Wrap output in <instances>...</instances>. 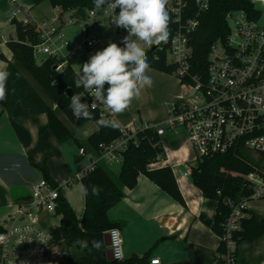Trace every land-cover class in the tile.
<instances>
[{
    "label": "built area",
    "instance_id": "obj_1",
    "mask_svg": "<svg viewBox=\"0 0 264 264\" xmlns=\"http://www.w3.org/2000/svg\"><path fill=\"white\" fill-rule=\"evenodd\" d=\"M205 3L206 10L203 8ZM30 9L16 10L12 18L35 24L40 43L33 47V56L35 59L40 55L56 58V71L73 69L71 59L78 62L101 44L93 36L98 19L94 11L85 10L82 23L87 25V33L78 43L66 39L60 16L37 22L31 17ZM167 10L171 18L169 42L158 47L145 46V49L153 53L155 59L164 54L166 63L173 69L172 75L181 87L189 89L185 97H179L187 99L189 104L173 107L172 118L166 122L167 131L162 125L154 127L160 138L166 132L173 136L182 133V146H187L189 153L181 157V146L172 154L171 160L165 153V159L160 162L171 167L174 173L184 167L185 177L190 176L191 168L196 167L197 162L216 156L236 155L256 164L255 169L245 176L228 173L243 179L246 194L238 198L224 197L221 201L229 213L218 237V248L222 252L217 264H238L237 237L242 229L241 222L248 217V204L264 197V24H260V18L249 19L242 11L229 12L226 15L228 34L211 44L204 71L200 72L192 61L193 46L190 43L200 26L201 17L209 10V0H200L199 3L197 0H168ZM99 13L115 27L110 22L113 14L110 7L105 6ZM115 31L121 41L127 35L124 29L115 27ZM77 89L78 93H84L83 88ZM84 95L82 102L91 104L92 98L87 93ZM93 113L98 117L109 114L102 105H98ZM121 132L122 138L99 146L100 156L93 160L85 173L99 163L109 166L113 161L123 159L122 153L134 139L136 130ZM84 153L82 148L79 149L80 156ZM82 177L77 174L74 180ZM217 194L220 196L219 192ZM59 196L60 189L52 187L44 178L32 186L28 201L18 203L10 218L0 224V264H60L63 261L62 255H56L54 250L58 244L52 232L57 226L51 225V218L58 216ZM44 216L49 219L45 221ZM107 234L112 259L122 261L124 242L119 229L112 228ZM149 264L161 263L155 257L149 260Z\"/></svg>",
    "mask_w": 264,
    "mask_h": 264
},
{
    "label": "trees",
    "instance_id": "obj_2",
    "mask_svg": "<svg viewBox=\"0 0 264 264\" xmlns=\"http://www.w3.org/2000/svg\"><path fill=\"white\" fill-rule=\"evenodd\" d=\"M45 1H48L53 8H59L62 12L79 8L93 11L94 8L92 0H30V3L33 6H38ZM240 11L252 20H257L262 16L260 11L255 10L250 0H209V10L201 17L200 26L197 32L193 34L190 43L193 46L192 61L196 65V70L204 71L209 47L213 42L224 39L228 34L226 15L229 12ZM10 25L14 28L15 38L7 39L5 46L13 58L9 62L0 55V60L6 63L12 75L8 81V98L6 101L0 102V108L10 114L15 106L20 104L32 115H45L48 131L60 144L73 139V132L88 122L94 123L97 127L95 120L100 118L97 114L93 113L92 120L77 119L68 106L69 98L78 93L74 84L76 73L70 68L61 71L53 70V67L58 64L56 58L45 57L40 63H36L33 47L39 44L40 40L35 24L32 22L24 23L12 18ZM111 42L123 46L120 39H113ZM146 54L151 69L172 74L173 69L166 63L164 54H161L158 59H155L151 52H146ZM24 75L32 79L47 97L49 103L42 99ZM122 137L123 134L119 127L116 129L104 127L97 129L84 144L76 140L75 143L79 148L97 158L101 153L100 145H109ZM161 142L162 138L157 135L154 126L138 129L134 139L129 142L127 149L122 153L121 171L116 178L101 164L95 165L81 178V185L85 194V207L80 225L77 224L74 213L66 200L59 196L56 213L60 216V220L52 234L55 243L63 245L65 264H147V256H143L141 260L137 258H132L129 261L108 260V247L105 245L104 237L108 230L119 227V224L108 220V210L122 200L123 189L131 190L136 186L137 178L140 175L148 178L168 194L174 202L183 208L186 207L169 168L147 170V166L150 164L165 159V151ZM35 167L43 173L44 179L52 187H56L49 178L45 161ZM255 167L256 165L241 156L230 155L216 156L210 160L203 159L197 162L196 167L191 168L190 178H192L193 185L202 192L203 197L208 202L215 204L216 210L212 220H208L203 214L199 216L202 224L214 234H222V224L229 213V210L222 204V199L224 197L238 198L242 194H246L243 179L228 175L222 170L245 176L252 172ZM94 185L99 189V195L92 193V186ZM218 192L220 196H218ZM248 213V218L241 222L242 230L237 237L238 249L239 246L243 245L248 246L249 249H254L258 242L264 239V217H259L251 211ZM77 240H87L88 248L82 249ZM93 240L102 243L100 250L93 248ZM219 252H222L221 248ZM248 252L242 251L240 264L252 263L249 260L251 258ZM261 258L258 256L255 260Z\"/></svg>",
    "mask_w": 264,
    "mask_h": 264
},
{
    "label": "crops",
    "instance_id": "obj_3",
    "mask_svg": "<svg viewBox=\"0 0 264 264\" xmlns=\"http://www.w3.org/2000/svg\"><path fill=\"white\" fill-rule=\"evenodd\" d=\"M250 1L255 10L264 15V0ZM6 3L5 8L0 9V38L3 37L0 55L11 62L13 57L5 42L9 38H15L14 28L10 25L12 14L16 10L22 11L25 7L32 8V4L30 0H22L18 4L6 0ZM83 30L85 31L84 26ZM115 33L117 34L116 31ZM98 46L84 57H90ZM105 46L103 45V48ZM82 59L75 64L81 63ZM2 65L6 63L0 60V66ZM147 74L151 76L153 85L142 90L141 95L132 101L125 112L114 117L120 130L132 132L161 125L167 115H172V109L176 105L174 100H179L181 96L175 94L178 83L171 77L172 74L151 68ZM25 78L27 79L26 76ZM96 128L94 123L88 122L73 132V139L60 144L48 131L45 115H32L20 104H17L10 114L0 108V224L10 218L18 203L28 201L32 186L44 178L43 173L35 166L45 161L50 180L60 189V196L71 207L76 222L80 225L85 207V194L81 179H74L77 174L84 176V171L90 168L95 157L87 152L80 156L81 148L75 142L84 144ZM165 140L162 138L161 145L165 153L171 149L168 153L171 160L172 154L183 145L184 139L170 134ZM187 148L182 146L181 157L189 153ZM122 161L123 159L113 161L109 166L99 164L116 178L121 171ZM162 168L171 170L186 207L183 208L174 202L145 176H138L136 186L131 190L123 189L122 200L107 212L108 220L119 224L117 228L124 242L123 260H141L143 256H147V264L155 257L161 264H217L221 253L218 248L220 235L207 229L199 219L203 214L208 220H212L216 210L215 204L203 197L202 192L193 185L191 176H184V167L174 173L171 167L163 165L160 161L147 166L148 171ZM240 257L238 254L237 262H240Z\"/></svg>",
    "mask_w": 264,
    "mask_h": 264
},
{
    "label": "clouds",
    "instance_id": "obj_4",
    "mask_svg": "<svg viewBox=\"0 0 264 264\" xmlns=\"http://www.w3.org/2000/svg\"><path fill=\"white\" fill-rule=\"evenodd\" d=\"M93 11L105 6L112 9L110 22L126 30L122 45L109 42L102 50L96 51L83 63L76 73L74 84L83 88L92 98V103L82 102L84 93H75L69 99V108L77 119H93L98 105L108 110L95 120L97 129L119 127L115 116L125 112L142 90L150 88L153 80L148 75L150 64L145 46L151 48L167 44L170 39V15L168 0H92ZM200 0H197L199 3ZM207 9V4L203 5ZM119 9L118 13L116 10ZM12 73L6 65L0 66V102L8 98V81ZM107 85V87H105ZM87 192V189H85ZM92 193L99 195V189L92 186ZM82 249L88 248L87 240H77ZM92 246L100 250L102 243L93 240Z\"/></svg>",
    "mask_w": 264,
    "mask_h": 264
},
{
    "label": "rangeland",
    "instance_id": "obj_5",
    "mask_svg": "<svg viewBox=\"0 0 264 264\" xmlns=\"http://www.w3.org/2000/svg\"><path fill=\"white\" fill-rule=\"evenodd\" d=\"M24 1H27V0H24ZM10 2L12 4L13 3H17L18 4V2L21 3L22 0H14V1L10 0ZM6 4H7L6 0H0V9H4ZM29 13H30L31 17L33 18V20H35L37 22L42 21L41 19H43V17H44L43 20H45V19H48L49 17H53V16H57V15L60 16L62 18V22L64 23L63 24L64 26L62 27L63 28V34L66 37V39H68V40H72V41L80 43L82 41L84 35H85V31L83 30L82 21L79 18H75L73 16L74 13H75L74 10L68 11V12H66V11L62 12L60 9L56 10V8H53L49 4L48 1H45V2L41 3L38 6H33L32 5V8L30 9ZM95 14H96V16H98V19L96 20L97 27L94 28L93 36L98 40V42H101V45L98 46L94 50L98 51V50H102L103 49V45H107L113 39H118L119 36H118V34L115 33V27H113L110 24H108L106 19L104 17L100 16L99 11H95ZM18 16L21 19V15L18 14ZM262 16L263 17H260V19H259L260 24H264V15H262ZM69 22H70V24H68ZM2 39H3V37H2ZM45 57L46 56H44V55H40L38 57V59H36V63H40V61L45 59ZM88 59H89V57H84L82 59L81 63H77V64H75L73 59L70 60L71 64H72V67H73V70L75 71V73L80 71L81 66ZM26 77L28 79V82L36 90V92L42 97V99L45 102L49 103V100L47 99V97L39 90V88L32 81V79L29 76H27V75H26ZM171 77L173 79H175V81L178 83V88L175 89V94H178V96L181 95V96L185 97L188 94L189 89H187L185 87H181L180 82L178 81V79L175 76L171 75ZM174 102H176L175 104H185V105L189 104L187 99H179L177 101L174 100ZM54 108H55V106H54ZM171 118H172V115L169 114V115L166 116L165 121H163L161 123V125L163 126L165 131H167L166 122L168 120H170ZM62 119H63V117H62ZM150 126H152V125H150ZM168 135H170V132H166V135L163 137V141H166L165 139H167ZM175 137H177L178 139L179 138L180 139H184V135L182 133L180 134V132H179V135L175 134ZM170 150L171 149H168L167 153H169ZM253 165H256V164L254 163ZM207 211L209 212V210H207ZM248 211H251V212L255 213V215H257L259 217H264V197L262 199H257L253 203L251 202L249 204V210ZM43 219L45 221H47L49 218L47 216H44ZM58 224H59V216H53L51 218V225L57 226ZM237 248H238V246H237ZM54 250H55L56 255H62V257H63V261H61L60 264H65L66 263V259H65V252H64V249H63V245H55ZM243 250H246V252L249 251L248 254L250 253V258L251 259H249V260L252 263L248 262L249 264H264V239L260 240L258 242L257 247H255L254 250L251 249V248L249 249L248 246H246V245L239 246V249H238L239 257L242 255V251ZM258 256H260L262 258L260 260H255ZM239 260H240V258H239Z\"/></svg>",
    "mask_w": 264,
    "mask_h": 264
},
{
    "label": "water",
    "instance_id": "obj_6",
    "mask_svg": "<svg viewBox=\"0 0 264 264\" xmlns=\"http://www.w3.org/2000/svg\"><path fill=\"white\" fill-rule=\"evenodd\" d=\"M73 16L75 18H79L82 22H84L85 21V10L84 9L82 10V8H79V9H77L75 11ZM84 29H85V31H87V25H84ZM56 68H57L56 66L53 67V70H56ZM104 239H105V245L109 246V236H108V234H105ZM107 259L110 260V261L113 260L110 250H108V252H107Z\"/></svg>",
    "mask_w": 264,
    "mask_h": 264
}]
</instances>
